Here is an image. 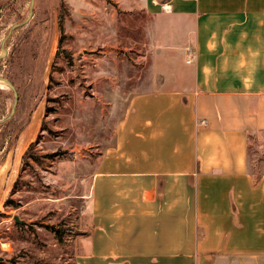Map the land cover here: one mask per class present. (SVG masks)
<instances>
[{
    "label": "crops",
    "instance_id": "0c3cea01",
    "mask_svg": "<svg viewBox=\"0 0 264 264\" xmlns=\"http://www.w3.org/2000/svg\"><path fill=\"white\" fill-rule=\"evenodd\" d=\"M163 4L145 8L149 37L175 66L136 80L115 120L74 264H264V174L247 169L264 132V0Z\"/></svg>",
    "mask_w": 264,
    "mask_h": 264
},
{
    "label": "rangeland",
    "instance_id": "374dc122",
    "mask_svg": "<svg viewBox=\"0 0 264 264\" xmlns=\"http://www.w3.org/2000/svg\"><path fill=\"white\" fill-rule=\"evenodd\" d=\"M165 1L0 0V78L14 88L0 84V264H74L115 120L136 80L175 66L156 57L145 13ZM247 169L264 174V132L248 139Z\"/></svg>",
    "mask_w": 264,
    "mask_h": 264
},
{
    "label": "water",
    "instance_id": "95a60500",
    "mask_svg": "<svg viewBox=\"0 0 264 264\" xmlns=\"http://www.w3.org/2000/svg\"><path fill=\"white\" fill-rule=\"evenodd\" d=\"M4 53V49L2 48V51L0 53V57L3 55ZM0 84H6L7 86H9L12 90H14V88L12 87V85L5 79L3 78H0ZM0 261H1V258H0Z\"/></svg>",
    "mask_w": 264,
    "mask_h": 264
},
{
    "label": "trees",
    "instance_id": "16d2710c",
    "mask_svg": "<svg viewBox=\"0 0 264 264\" xmlns=\"http://www.w3.org/2000/svg\"><path fill=\"white\" fill-rule=\"evenodd\" d=\"M62 27V21H61V19L59 20V28H60V31H61V28ZM25 155H23V157H24ZM252 175V174H251ZM0 217H1V214H0Z\"/></svg>",
    "mask_w": 264,
    "mask_h": 264
},
{
    "label": "built area",
    "instance_id": "2783aa9c",
    "mask_svg": "<svg viewBox=\"0 0 264 264\" xmlns=\"http://www.w3.org/2000/svg\"><path fill=\"white\" fill-rule=\"evenodd\" d=\"M187 63L189 62V61H186ZM204 123V122H203Z\"/></svg>",
    "mask_w": 264,
    "mask_h": 264
}]
</instances>
